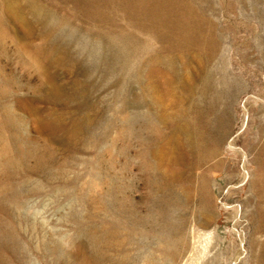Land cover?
<instances>
[{"label":"rangeland","instance_id":"374dc122","mask_svg":"<svg viewBox=\"0 0 264 264\" xmlns=\"http://www.w3.org/2000/svg\"><path fill=\"white\" fill-rule=\"evenodd\" d=\"M0 264H264V0H0Z\"/></svg>","mask_w":264,"mask_h":264},{"label":"bare ground","instance_id":"6f19581e","mask_svg":"<svg viewBox=\"0 0 264 264\" xmlns=\"http://www.w3.org/2000/svg\"><path fill=\"white\" fill-rule=\"evenodd\" d=\"M183 240V238L181 237L180 239L178 238V239H175L174 240V242H176V241H179V242H177V245H179V246H183V242H180V240ZM164 248V252H163V258H170V257H172V258H177V255H178V253H179V250H173V249H168L166 246H164L163 247ZM173 251H175L174 253H172ZM148 260H150V261H154L151 257H149L148 258ZM255 263H256V260H255Z\"/></svg>","mask_w":264,"mask_h":264}]
</instances>
